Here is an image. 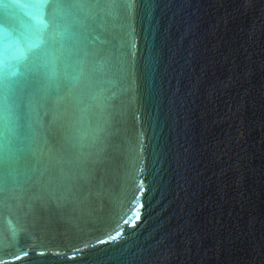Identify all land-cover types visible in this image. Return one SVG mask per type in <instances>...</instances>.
Masks as SVG:
<instances>
[{
	"label": "water",
	"instance_id": "obj_1",
	"mask_svg": "<svg viewBox=\"0 0 264 264\" xmlns=\"http://www.w3.org/2000/svg\"><path fill=\"white\" fill-rule=\"evenodd\" d=\"M218 6L0 0V264H225Z\"/></svg>",
	"mask_w": 264,
	"mask_h": 264
},
{
	"label": "snow or ice",
	"instance_id": "obj_2",
	"mask_svg": "<svg viewBox=\"0 0 264 264\" xmlns=\"http://www.w3.org/2000/svg\"><path fill=\"white\" fill-rule=\"evenodd\" d=\"M139 207H142V204H140ZM139 218H140V217H139V214L137 213V215H136V217H135V220L132 221V225H133V226L135 225L136 220H139ZM126 223H127V221H126ZM117 235H119V234H117ZM112 238H116V236H114V237H112Z\"/></svg>",
	"mask_w": 264,
	"mask_h": 264
}]
</instances>
